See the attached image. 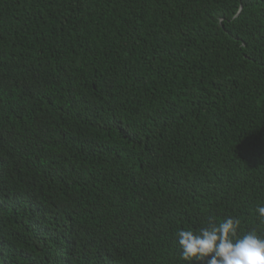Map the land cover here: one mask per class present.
I'll list each match as a JSON object with an SVG mask.
<instances>
[{
    "label": "trees",
    "instance_id": "trees-1",
    "mask_svg": "<svg viewBox=\"0 0 264 264\" xmlns=\"http://www.w3.org/2000/svg\"><path fill=\"white\" fill-rule=\"evenodd\" d=\"M259 204L264 0H0V264H188Z\"/></svg>",
    "mask_w": 264,
    "mask_h": 264
},
{
    "label": "clouds",
    "instance_id": "clouds-1",
    "mask_svg": "<svg viewBox=\"0 0 264 264\" xmlns=\"http://www.w3.org/2000/svg\"><path fill=\"white\" fill-rule=\"evenodd\" d=\"M264 222V204L255 209ZM241 220L227 216L198 229L179 228L180 259L188 264H264V234L255 229L239 234Z\"/></svg>",
    "mask_w": 264,
    "mask_h": 264
}]
</instances>
